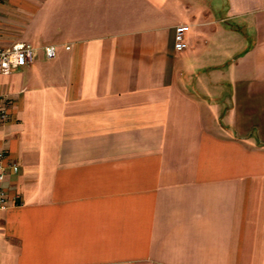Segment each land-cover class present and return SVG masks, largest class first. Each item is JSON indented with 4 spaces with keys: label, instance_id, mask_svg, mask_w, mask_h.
Instances as JSON below:
<instances>
[{
    "label": "crops",
    "instance_id": "crops-1",
    "mask_svg": "<svg viewBox=\"0 0 264 264\" xmlns=\"http://www.w3.org/2000/svg\"><path fill=\"white\" fill-rule=\"evenodd\" d=\"M0 34L36 48L0 264H264V0H1Z\"/></svg>",
    "mask_w": 264,
    "mask_h": 264
},
{
    "label": "built area",
    "instance_id": "built-area-1",
    "mask_svg": "<svg viewBox=\"0 0 264 264\" xmlns=\"http://www.w3.org/2000/svg\"><path fill=\"white\" fill-rule=\"evenodd\" d=\"M1 2V0H0ZM187 26L179 24L175 28L174 46L176 50H184L188 47L186 41ZM70 49V46H66ZM44 52L47 58L52 59L57 54V46L49 44L44 46ZM36 57V48L31 44L23 41L5 44L3 37L0 34V72H10L21 69L32 64ZM7 111L0 106V122L6 120ZM20 166L15 162H8L7 155L4 151H0V210H5L10 204L9 192L2 186V183L7 179L10 172L18 173ZM18 198V196H15Z\"/></svg>",
    "mask_w": 264,
    "mask_h": 264
}]
</instances>
